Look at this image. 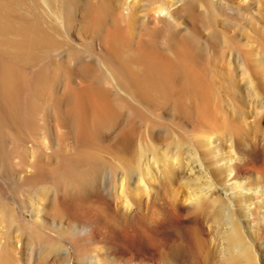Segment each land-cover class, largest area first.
Masks as SVG:
<instances>
[{
  "label": "bare ground",
  "instance_id": "1",
  "mask_svg": "<svg viewBox=\"0 0 264 264\" xmlns=\"http://www.w3.org/2000/svg\"><path fill=\"white\" fill-rule=\"evenodd\" d=\"M140 1L153 6L158 0H128L121 7L127 13L119 11L115 0H0L2 180L12 174L11 163L19 151L33 159L29 163L32 175L18 177L1 190L0 222L9 228L11 240L0 248V264H33V258L34 264H75V260L78 264H264V113L256 127L262 141L250 152L243 150L232 129H226L231 158L215 164L217 178L205 173L198 156L193 159L186 154V160L205 174L202 187L197 182L193 185L191 179L185 183L195 190L188 199L173 202L166 195L169 185L183 181L174 173L169 180L163 174L168 173L170 164L174 169L181 164L182 153L176 150L173 160L161 159L160 167L150 161L156 175L144 165L146 172L131 189L137 198L124 200L122 212L104 207L99 192L104 172L122 171L121 186L127 187L126 176L143 138L135 123L141 107L171 106L177 115L202 113L208 123L214 122L210 100L204 96L206 79L192 70L204 55V46L195 34L176 33L177 12L171 3L152 9L138 31L136 6ZM197 2L187 0L184 10L195 21L203 17L211 21L215 8L209 6L203 15H197ZM75 25L80 34H91L104 47L96 54L87 45L90 61L69 42ZM63 50L68 58L58 59ZM95 62L104 64L108 71L96 67ZM74 66L89 80L84 89L72 86ZM58 71L68 75L63 97L54 91L61 79ZM106 81L125 95L111 93L103 85ZM254 88L257 96L256 85ZM187 99L201 103L189 105ZM261 103L264 110V98ZM51 110L68 128L74 149L66 151L69 146L66 149L62 141L48 154L49 147L35 144L39 155L32 156L26 147L37 137L39 118ZM124 117L117 142L104 144L103 135L113 131ZM207 143L210 152L216 149L211 137ZM36 185L44 188L41 191L53 188L56 195L50 199V208L54 217L66 219L67 229L48 226L42 208L34 213L22 205L18 196ZM7 192L13 208L6 202ZM24 245L31 248L25 261L20 252ZM189 254L191 263L187 261Z\"/></svg>",
  "mask_w": 264,
  "mask_h": 264
},
{
  "label": "rangeland",
  "instance_id": "2",
  "mask_svg": "<svg viewBox=\"0 0 264 264\" xmlns=\"http://www.w3.org/2000/svg\"><path fill=\"white\" fill-rule=\"evenodd\" d=\"M127 1L115 0V5L118 6L119 11L127 13L124 8H121ZM186 1L158 0L153 6H150L147 1H140V5L136 6V17L138 18L136 29L138 31L142 30L143 23L148 20V14L152 9L163 4L167 5L171 3L173 5L172 9L177 12L176 33L181 35L195 34L205 48L204 55L197 63L195 62L192 65V70L195 74L201 75L206 79L204 96L208 101L210 100L214 122L208 123L202 113L194 114L191 117L181 114L177 115L171 106L161 108L156 105H147L142 109L139 103L134 100V105L137 108L138 105L141 107V109L138 108L141 115L137 116L135 123L143 137H141L142 139L141 141L139 140L140 143L136 147V156L134 157L135 167L133 165L134 169L131 167L132 170L129 171V174L127 173V181L124 183V187L127 185L126 188L121 186L123 183L120 180L122 171L114 172L107 170L109 172H104V175L102 174L103 178L101 179L102 181L100 180L101 184L99 185L103 188L99 187L101 188L99 192L103 198V202L107 204L104 207L107 206L112 208V210L117 208V211L120 210L122 212L125 209L123 206L127 198L130 201L137 198H135L136 195L131 193V189L138 183L137 179H139V176L144 175L146 169H151L152 174H155L156 170L153 169L150 161H156L160 167L162 160H166L167 157H171L173 160V155L176 150L182 153H180L181 164L177 168L175 167V169L172 167L173 164H170V166L167 165L168 173L167 171L163 173L162 169L161 172L165 175L167 174L166 178L168 180L171 175L173 176V173L177 175V178H183V181L175 183L174 186L169 185L171 189L167 188L168 192L166 191L168 200L172 199L171 201L180 203L182 200L188 199L192 193L190 191L192 189L194 190V187L188 188L185 184L189 179L193 181L192 184L197 182L196 184L198 185L199 183L200 186L198 185V187L204 186L203 179L205 174L200 171V168L196 164H193V161L189 162L186 160L187 155L193 159L195 156H198L205 173H209L217 178L218 167L215 164L223 159L227 163L231 158V144L228 141L226 129H232L236 133V138L245 152H250L258 142L262 141V136L260 134L258 135L256 127L259 125L261 114L264 113L263 106L261 105V101L264 98V95H262L264 93V0H198L195 5V13L197 15H203L209 6L215 8V17H212L213 19L209 18L211 21H204V17L199 21L193 20L187 11L184 10ZM80 16L78 13V20H81ZM162 16H165V13ZM70 31H68L67 36ZM69 37L70 44L84 53L86 61L92 59V55L86 50L87 45L93 47L96 50V54L104 50L102 43L97 38H94L91 34H80L78 25H75ZM57 58L61 60L67 59L68 54L63 50L57 54ZM94 65L96 67H102L106 72L108 71L104 64L95 62ZM55 68L52 69L57 70ZM74 71L76 73L71 81L72 86L78 90L86 88L89 85V80L83 76L80 67L74 66ZM58 73L61 79L55 85L54 91L59 97H63L66 92L68 75L62 71H58ZM253 84L256 85V91L259 92L257 96L254 88L255 85ZM103 85L113 94L119 92L125 95L123 90L118 91L114 88L110 81L104 82ZM186 103L189 105H197L201 101L198 100L195 102L187 99ZM126 115L127 113L125 112L124 116ZM125 122L126 119L124 117L113 131L103 135L102 142L107 145L117 142L120 128L125 125ZM39 123L40 129L37 137L32 140L34 143L31 142L32 144L30 143L26 147L28 151L31 150L30 153L32 156L38 157L39 155V152L34 147L36 145L43 148L46 147V149L49 147L48 154L52 153L54 148L57 149L58 144L62 141L66 142L65 146H69V148L66 146V149L68 148L66 151L69 152V150L74 149V139L68 135V128L54 116V111L51 110L45 116H41ZM209 137L213 139L214 147L216 148L215 150H211V152L209 151L210 149L207 143ZM44 142H47V144H44ZM31 146L34 148H31ZM21 151L13 157L11 176L9 175L7 180H2L0 174V194L3 188L6 189L12 185V182L18 181V177L27 178L32 175L31 172L33 171L29 167V163L33 159L29 155H21ZM147 165H150L149 168H147ZM194 178L198 180L196 181ZM131 184L133 187L130 186ZM40 186L36 185L33 188L32 186L27 187L22 192L23 194L21 193L18 196V199L20 201L22 200V205L26 210H33L36 213V209H39V207L42 208L46 213L43 215V220L48 226L53 228L64 226L67 229L69 223L65 222L66 219L61 221L56 216L55 218V212L53 213L54 210L50 208L49 202L51 197L56 195L55 191L53 188L41 191L44 188ZM123 190H125V193ZM219 190L225 196V191L221 187ZM138 191L139 194L141 192V196H144L142 189H138ZM7 193H4L6 202L13 208V202L10 200L11 194L9 192ZM123 193L126 194L125 198ZM124 200L125 202H123ZM42 205L44 206L42 207ZM0 209L2 210L1 206ZM83 212L85 213L87 211ZM10 240L9 228L0 222V248L2 249L4 244ZM25 247L27 246L24 245L20 251L23 254L24 261L26 256L31 255V248L27 247V249ZM34 250L32 249V253L37 254L38 250L37 252ZM76 261L75 264H78L79 262ZM187 261H190L189 263L193 262L192 255H188ZM32 262L34 264V258Z\"/></svg>",
  "mask_w": 264,
  "mask_h": 264
}]
</instances>
